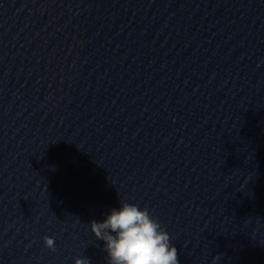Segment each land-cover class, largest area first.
Wrapping results in <instances>:
<instances>
[{
    "label": "water",
    "instance_id": "1",
    "mask_svg": "<svg viewBox=\"0 0 264 264\" xmlns=\"http://www.w3.org/2000/svg\"><path fill=\"white\" fill-rule=\"evenodd\" d=\"M120 202L264 264V0H0V264H108Z\"/></svg>",
    "mask_w": 264,
    "mask_h": 264
},
{
    "label": "clouds",
    "instance_id": "2",
    "mask_svg": "<svg viewBox=\"0 0 264 264\" xmlns=\"http://www.w3.org/2000/svg\"><path fill=\"white\" fill-rule=\"evenodd\" d=\"M90 231L104 241L108 264H179L177 250L160 224L135 204L120 202L102 221L88 223ZM44 245L56 250L55 241L44 237ZM74 264H89L87 257H78Z\"/></svg>",
    "mask_w": 264,
    "mask_h": 264
}]
</instances>
